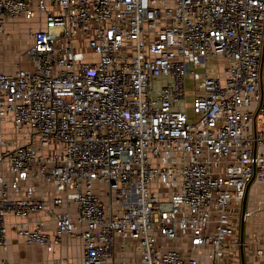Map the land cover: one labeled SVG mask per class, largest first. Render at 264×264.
<instances>
[{
    "label": "built area",
    "instance_id": "obj_1",
    "mask_svg": "<svg viewBox=\"0 0 264 264\" xmlns=\"http://www.w3.org/2000/svg\"><path fill=\"white\" fill-rule=\"evenodd\" d=\"M19 19L37 29L0 67V251L14 232L76 237L81 264H238L233 214L264 186V0H0V53Z\"/></svg>",
    "mask_w": 264,
    "mask_h": 264
},
{
    "label": "rangeland",
    "instance_id": "obj_2",
    "mask_svg": "<svg viewBox=\"0 0 264 264\" xmlns=\"http://www.w3.org/2000/svg\"><path fill=\"white\" fill-rule=\"evenodd\" d=\"M37 24L27 22L25 20L19 19L10 22L8 26V33L10 34L9 39L11 41H6L2 43L3 50H5L8 56H5V51L2 50L0 53V62L4 63L6 67L10 63L12 66L16 60V57H21L20 52H23L30 46L28 40V32L31 28L36 27ZM3 58L5 59L3 61ZM11 68V67H10ZM194 90V85L188 81L187 91L188 98L187 101L191 103L192 101V91ZM6 137L11 139L15 138L16 133L12 126H7L5 128ZM248 206H250L253 214L243 220V215L238 212L233 214V222L236 227V236L233 237L232 241L240 240L242 225L244 224L245 234H244V246L233 245L229 249V253L232 255L235 253L236 262L238 264L243 263L242 254L245 255L246 264H264V256L258 254L259 250L264 252V186L253 184L249 191L248 196ZM30 251V250H29ZM15 264V263H14Z\"/></svg>",
    "mask_w": 264,
    "mask_h": 264
},
{
    "label": "crops",
    "instance_id": "obj_3",
    "mask_svg": "<svg viewBox=\"0 0 264 264\" xmlns=\"http://www.w3.org/2000/svg\"><path fill=\"white\" fill-rule=\"evenodd\" d=\"M8 26H10V24ZM5 56H8L7 52L5 53ZM4 60L5 59L3 58V61ZM4 63L5 62H0L1 69H14L15 63L12 66L8 63L7 65H9V67H6ZM37 218L47 220L49 224L48 227L52 229L53 223L48 220L49 218L47 216L41 215ZM10 237L11 241L8 251H0L2 256L8 258L10 264H56L57 260H65L67 258H71L72 262L70 264L82 263L84 253L83 243L76 237L65 236L61 244H59L53 252H48L46 249L37 245L30 246L26 244L17 239L14 232H10Z\"/></svg>",
    "mask_w": 264,
    "mask_h": 264
},
{
    "label": "water",
    "instance_id": "obj_4",
    "mask_svg": "<svg viewBox=\"0 0 264 264\" xmlns=\"http://www.w3.org/2000/svg\"><path fill=\"white\" fill-rule=\"evenodd\" d=\"M248 190H249V187H248ZM247 197H248V195H246L245 200H244V208L246 207V204H247ZM244 233H245V229H244V224H243L242 225V235H244ZM242 259H243V261H245L244 253L242 254Z\"/></svg>",
    "mask_w": 264,
    "mask_h": 264
}]
</instances>
